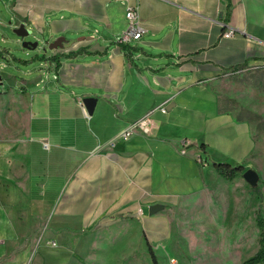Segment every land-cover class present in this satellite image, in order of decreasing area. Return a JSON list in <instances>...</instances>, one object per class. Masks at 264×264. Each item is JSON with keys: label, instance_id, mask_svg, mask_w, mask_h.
Listing matches in <instances>:
<instances>
[{"label": "crops", "instance_id": "1", "mask_svg": "<svg viewBox=\"0 0 264 264\" xmlns=\"http://www.w3.org/2000/svg\"><path fill=\"white\" fill-rule=\"evenodd\" d=\"M128 5L139 6L143 33L123 48L116 41ZM10 7L15 28L41 33L43 52L28 79L0 72V235L59 237L58 255L45 263L85 264L105 242L96 236L133 235L125 225L142 217L146 199L174 208L211 191L206 178L218 174L211 156H228L214 139L231 140L215 120L246 124L252 142L248 124L221 108L215 89L222 75L264 57V0H11ZM221 23L237 31L225 38ZM57 38L63 45L46 52ZM87 97L95 98L92 113ZM164 103L148 133L120 137ZM184 139L190 145L181 153ZM69 241L78 242L77 255Z\"/></svg>", "mask_w": 264, "mask_h": 264}, {"label": "rangeland", "instance_id": "2", "mask_svg": "<svg viewBox=\"0 0 264 264\" xmlns=\"http://www.w3.org/2000/svg\"><path fill=\"white\" fill-rule=\"evenodd\" d=\"M10 5L11 0H0V72L8 71L23 81L30 77L28 74L39 70L41 61L32 58L43 52L39 49L43 36L30 25H25L29 31L25 37L17 36ZM94 27L103 30L97 25ZM65 37L68 41L80 36L67 34ZM22 41L37 42L38 46L24 48ZM45 50L50 52L48 44ZM1 87L0 77V90ZM215 91L221 108L229 109L236 120L248 124L252 142L244 130L246 124L236 125L232 121L228 125L217 119L220 131L227 133L228 138L231 136V140L224 142L216 137L215 148H225L228 156L213 154L211 159L240 164L243 171L254 170L259 178L258 191L252 190L242 173L227 181L212 170L210 175L214 172L217 177L206 178L211 191L204 189L188 195L183 202L177 201L174 208L156 198L146 199L147 203L138 207L139 213L142 209L145 212L142 217L135 215L133 223L125 225L133 235H112L108 237L109 242L105 236H96L105 242L93 249V258L87 255L85 264H152L151 252L158 264H243L256 251L259 230L255 210L260 208L264 216V67L224 74L217 80ZM235 132H239L236 137ZM183 142L190 145L184 139L180 149ZM152 205L161 208L152 213L149 209ZM71 241L67 246L77 255L80 246L77 241L75 244ZM59 244V237L55 239V236L50 239L46 235H0V264H47L45 261L51 259V255H58L55 253L59 252ZM171 258L175 261L171 262ZM64 259L68 264H77Z\"/></svg>", "mask_w": 264, "mask_h": 264}, {"label": "built area", "instance_id": "3", "mask_svg": "<svg viewBox=\"0 0 264 264\" xmlns=\"http://www.w3.org/2000/svg\"><path fill=\"white\" fill-rule=\"evenodd\" d=\"M125 17L127 20V26L120 33V35L117 38L116 42L119 45L128 44L131 40L138 39L141 36V34L143 33V28L140 24V19H139V6L138 5H128L126 10H125ZM0 20H1V16H0ZM221 26L227 27L226 29H224V31L222 33V36L225 38L232 36L235 33V31H237L236 28H234L232 26H226L223 23H221ZM263 67H264V57L257 62L245 64L244 66H241L240 68L230 70L228 73H230L231 71L233 73V72H239L241 70H245V69H249V68H263ZM81 104H82V102H81ZM156 110L160 111L161 113H165L166 112V103L158 106L156 109L149 111L143 117H141L138 120L129 124L127 127V130L122 132L120 137L126 138L127 136L130 135V132H132L134 129H139L143 133H148L150 130V115H151V113H153ZM187 146H188V142H183L182 149H180L181 153L186 152ZM43 147L48 148V143L43 142ZM197 160L199 162H202L200 157H198ZM51 244L54 245L53 242ZM170 261L174 262L175 260L173 258H171Z\"/></svg>", "mask_w": 264, "mask_h": 264}, {"label": "trees", "instance_id": "4", "mask_svg": "<svg viewBox=\"0 0 264 264\" xmlns=\"http://www.w3.org/2000/svg\"><path fill=\"white\" fill-rule=\"evenodd\" d=\"M122 47L125 48L126 46L123 45ZM212 166L215 171L227 181H232L238 174L244 172V168L240 164L231 165L226 162H213ZM252 190L258 191V185L252 186ZM255 223L259 230L258 247L252 255L243 261V264H264V216L260 208L255 210ZM150 254L153 264H158L154 254L152 252Z\"/></svg>", "mask_w": 264, "mask_h": 264}, {"label": "water", "instance_id": "5", "mask_svg": "<svg viewBox=\"0 0 264 264\" xmlns=\"http://www.w3.org/2000/svg\"><path fill=\"white\" fill-rule=\"evenodd\" d=\"M14 31L16 33L17 36H20V37H25L27 34H28V30L25 28V26L23 24H21L19 27H16L14 28ZM63 44H62V38H57L56 40L50 42L48 44V47L50 49H54V48H57V47H61ZM22 46L24 48H28V49H31L33 47H36L37 46V42H30V41H22ZM83 103L86 107V110L88 113H92L93 111V107H94V104H95V98H92V97H87V98H84L83 99ZM242 176L244 178V180L251 186H255L257 185L258 183V175L257 173L252 170V169H246L243 173H242ZM161 208L160 205H152L150 206V212H156L158 211L159 209Z\"/></svg>", "mask_w": 264, "mask_h": 264}]
</instances>
